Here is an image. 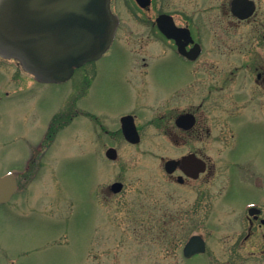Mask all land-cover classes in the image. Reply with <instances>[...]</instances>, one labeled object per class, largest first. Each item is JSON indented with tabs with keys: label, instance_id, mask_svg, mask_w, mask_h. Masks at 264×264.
I'll list each match as a JSON object with an SVG mask.
<instances>
[{
	"label": "rangeland",
	"instance_id": "rangeland-1",
	"mask_svg": "<svg viewBox=\"0 0 264 264\" xmlns=\"http://www.w3.org/2000/svg\"><path fill=\"white\" fill-rule=\"evenodd\" d=\"M217 1L164 0L163 7L179 10V18L189 13L208 29L210 47L195 63L191 94L195 108L203 103L200 113L213 132L204 148L209 143L208 152L220 165L219 179H211L210 195L199 207L197 188L179 191L173 198L159 192L166 181L159 170L161 156L186 151L187 145L163 143L152 125L139 144L118 137L114 143L119 156L109 159L106 148L113 142L114 119H100L103 131L99 138L93 136L94 95L101 94L108 103L155 104L139 86L116 83L110 91L94 89L95 83H84L81 73L63 85L41 86L17 61L0 56V176L12 171L18 180L12 200L0 203V264H201L208 257L213 264H263L238 262V239L245 233H238V222L231 220L237 211L224 195L221 160L232 139L231 124L238 131L239 163L264 154V45L256 34L257 27L264 26V0L253 23L238 28L213 6ZM116 9L122 13V25L109 53L126 58L130 74L143 78L140 54L158 52L157 39L149 34L141 41L146 32L141 17L125 0ZM237 57L238 78L232 74ZM258 72L263 73L261 79ZM167 106L163 102V112ZM63 112L73 115L66 123L59 118ZM235 112L237 118L232 117ZM53 121L55 132L46 138ZM116 181L124 184L119 192L111 190ZM262 185L258 182V191ZM192 234L205 237L211 256L185 260L182 249Z\"/></svg>",
	"mask_w": 264,
	"mask_h": 264
},
{
	"label": "flooded vegetation",
	"instance_id": "flooded-vegetation-1",
	"mask_svg": "<svg viewBox=\"0 0 264 264\" xmlns=\"http://www.w3.org/2000/svg\"><path fill=\"white\" fill-rule=\"evenodd\" d=\"M120 1L112 0V9L118 16L119 24L110 49L115 45L122 25V13L116 9L119 8ZM140 1L141 4L137 0H125L128 9L134 8L136 15L141 17V25L144 26L142 28L146 31L141 41H144L151 34V36H155L159 45L156 53H150L149 56L146 53L140 54L143 78L140 75L138 77L134 74L131 75L129 66L125 64L127 59L121 55L113 56L109 51L78 67L72 77L64 82H44L30 74L33 76L34 84L41 86L66 84L76 76L78 77L79 73H81L80 78L84 83L90 82L91 86L95 83L94 89L110 91L113 84L116 83H134L139 86L146 95L155 100V104L132 105L133 102L130 100L129 102L110 100L108 103V98L105 100L101 94L94 95L95 102L92 101L93 109L90 112L93 136L96 139L100 137L99 131H103L104 123L100 124L99 122L106 116L109 119H114L116 124V127L111 129L113 142L108 143L106 153L112 147L118 151V146L114 143L118 137L132 145L141 143L147 127L152 125L155 134L164 138L163 143L172 144L176 148H179L183 143V145H187L189 148L186 151L180 149L176 155L161 156L164 163L159 170L161 177H164L166 181L160 183L159 192L161 196L173 198L179 191L189 190L193 192V189L197 188L200 199L199 207L201 199L204 202L203 198L205 196L208 198L210 195L211 179L218 181L217 170L218 165H220L217 160L210 156L208 152L209 143L204 148L203 143L205 140L209 141L213 132L200 113L203 103L195 108L191 94L193 92L192 80L195 63L203 58L210 47L206 38L208 29L205 28V24L196 23L189 13H185L182 18H179L176 12L179 10H163L164 0ZM233 2L234 0H218L213 6L222 12L223 18L229 17L228 23L235 28H238L242 23H253L261 7L260 0H246L245 4L247 6L252 4L254 10L250 16L245 18L238 14V2ZM131 3L134 4L130 7ZM254 25L257 26L258 23L254 22ZM256 30L261 44L264 45V26L261 25ZM142 45L145 44L142 43ZM229 47L226 46L232 52L233 48ZM236 51L238 53V38ZM236 61L235 71H232V74L236 73L238 78V57ZM17 64L19 65V63ZM157 66L160 67L157 68ZM208 66L209 64L206 67ZM153 67H156L155 72L152 71ZM257 77L261 79L263 73L258 72ZM164 91L168 92L165 96H163ZM183 93H187V95L184 96ZM82 98V95L76 96L75 104L78 99ZM100 100L105 104L101 105ZM163 102L168 105L166 112L162 110ZM261 102L264 106V100ZM236 104L238 106V102ZM147 106H152L151 110H147ZM75 110L73 115L79 111L78 108ZM235 114L236 112L232 117H235ZM73 115L71 112L61 113L59 115V118H63L61 123ZM236 124L238 127V123ZM48 125L49 127L44 133L46 138L52 137L55 132L54 121L53 123L49 122ZM163 125H165L164 129L159 128ZM231 127L232 139L226 146L221 163L225 168L222 174L225 184L224 195L226 199H229L228 202L233 200V206L237 211L231 220L238 222V233H245L242 239H238V262L259 261L264 264V246L259 245V241H264V188L261 191L257 189L258 182L261 183V187L264 184V154H252L250 163H239L238 131L234 125L231 124ZM132 130L131 135L133 138H138V142H132L128 139L127 132ZM195 141L199 143L196 145ZM200 143L202 146H199ZM169 160H174L176 163L168 167L167 162ZM182 251L187 261L201 255L203 257L211 256L210 253H212L207 248V241L203 251H196L190 257L185 256L184 248ZM208 258L201 264H213ZM217 264L232 263L225 261Z\"/></svg>",
	"mask_w": 264,
	"mask_h": 264
},
{
	"label": "water",
	"instance_id": "water-1",
	"mask_svg": "<svg viewBox=\"0 0 264 264\" xmlns=\"http://www.w3.org/2000/svg\"><path fill=\"white\" fill-rule=\"evenodd\" d=\"M238 11L248 16L253 5L238 0ZM115 26L110 0H0V53L18 59L39 78L62 81L108 49ZM131 132L128 138L137 142ZM108 154L117 156L116 150ZM122 186L116 182L112 189L117 192ZM16 189L13 174L0 178V202L9 201ZM204 248L205 241L195 235L185 253Z\"/></svg>",
	"mask_w": 264,
	"mask_h": 264
}]
</instances>
